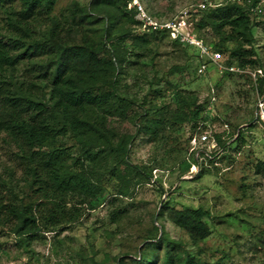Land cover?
Wrapping results in <instances>:
<instances>
[{"label": "rangeland", "instance_id": "374dc122", "mask_svg": "<svg viewBox=\"0 0 264 264\" xmlns=\"http://www.w3.org/2000/svg\"><path fill=\"white\" fill-rule=\"evenodd\" d=\"M116 1L114 7L102 0H57L47 18L30 26L26 39L91 46L108 61H115L113 40L127 47L122 69L109 78L114 85L98 82L92 92L115 93L126 99L129 111L114 100L90 116L108 127L113 145L122 140L128 153H99L104 142L87 147L70 132L51 140L44 149H65L70 170L89 173L96 190L46 193L23 173L16 148L0 134V202L30 206L39 219V230L29 236L0 225V264H264V123L259 119L264 86L257 82L264 77V0H143L159 18L187 13L195 34L214 51L220 46L221 60L239 69L224 73L205 71L197 50L160 33L145 36L147 44L140 46L147 33L133 22L135 9L127 0ZM233 3L261 21L253 29L256 65L239 66L229 50L241 43H222L206 20L210 9ZM109 8L120 18L110 36ZM8 9L0 8V29L7 26ZM53 25L59 26L55 37ZM29 66L21 63L16 79L32 80ZM194 113L201 130L196 134L216 133L220 146L192 149L195 124L181 121V115ZM93 152L98 155L90 161ZM198 208L207 211L211 234L193 243L172 221L171 211Z\"/></svg>", "mask_w": 264, "mask_h": 264}, {"label": "trees", "instance_id": "16d2710c", "mask_svg": "<svg viewBox=\"0 0 264 264\" xmlns=\"http://www.w3.org/2000/svg\"><path fill=\"white\" fill-rule=\"evenodd\" d=\"M56 2L57 0H0V8L6 6L10 8L7 10L9 14L7 26L0 29V134H4L8 144L16 148L15 156L19 167L33 185L39 186V189L46 193L51 191L93 193L96 190L93 178L88 176L89 173L86 171L70 170L67 163L70 157L65 149L44 148L49 141L70 132L79 143L87 147H97L94 145L96 142H104L107 147L99 148V153L106 150L124 155L128 153L122 140L113 145V137L108 127L90 116V111L110 106L114 100H120L123 111H129L126 99L115 93L92 92L98 82L114 85V81L109 78L112 72L122 69L126 61L124 51L127 47L119 45L116 40H111V56L115 61H108L99 57L100 49L91 46L62 45L54 39L52 42L28 41L26 36L29 34L30 26L47 18ZM102 2L114 6L117 1ZM115 10L109 8L107 11L108 36L113 33V28L120 20ZM250 13V9L233 3L210 9L206 15L207 22L221 37L222 43L227 41L241 43L238 48L229 50L231 58L237 59L241 67L247 64L256 65L258 62L252 57L256 54L253 47L255 42L253 29L261 21H258V15L250 17ZM124 16L127 17L126 14ZM152 16L159 21L170 19ZM133 22L140 25L139 21ZM58 30V25L52 26V37L57 35ZM160 34L170 37L167 32ZM125 36L126 33L119 37V40H125ZM145 36L148 37L149 34L141 37L144 43L140 46L147 44ZM172 41L185 48L197 50L177 40ZM245 45H248L249 49H246ZM216 51L224 52L220 46ZM197 53L199 56L198 50ZM47 55L49 56L44 58ZM247 57L251 59L247 60ZM27 61L30 64L28 72L32 80L19 81L14 72L21 63ZM221 63L226 67L231 65L223 60ZM257 82L263 87L264 77L259 76ZM42 83L50 88L49 93L45 91ZM200 115H206V111H201ZM195 116L196 113L181 115V121L195 124L190 144L194 135L201 131L196 125ZM203 119L204 116L201 117V120ZM213 137L220 146L222 144L220 136L215 133ZM98 152L89 154L90 161L96 160ZM86 153H89L88 149ZM165 207L169 208V205ZM171 212L172 221L186 231L193 243L210 236L211 229L206 221L207 211L198 208L172 209ZM0 225H9L18 236H29L39 230V219L30 206L23 203L18 205L14 201L0 202ZM158 242L161 245L165 240L162 238ZM171 243L169 241L168 245ZM166 258L172 259L171 250L166 252ZM198 264L202 263L199 261Z\"/></svg>", "mask_w": 264, "mask_h": 264}, {"label": "built area", "instance_id": "2783aa9c", "mask_svg": "<svg viewBox=\"0 0 264 264\" xmlns=\"http://www.w3.org/2000/svg\"><path fill=\"white\" fill-rule=\"evenodd\" d=\"M137 13V20L140 22L141 30L147 34L167 32L170 37L185 45L195 47L199 52V58L202 62V68L205 71L215 69L224 73L225 71H236V67H226L221 63V55L214 51L205 42L204 39L195 34V25L186 18L187 13H181L179 16L169 20L159 21L155 19L146 9L142 0H127ZM259 119L264 123V100L259 102ZM199 144H208L216 147L217 142L208 131L203 135L196 134L191 140L192 149L198 147Z\"/></svg>", "mask_w": 264, "mask_h": 264}]
</instances>
